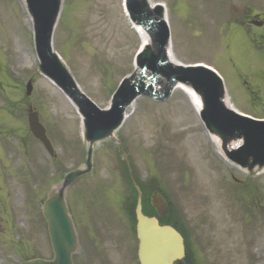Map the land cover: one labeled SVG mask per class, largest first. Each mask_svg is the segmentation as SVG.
<instances>
[{"label": "rangeland", "instance_id": "rangeland-1", "mask_svg": "<svg viewBox=\"0 0 264 264\" xmlns=\"http://www.w3.org/2000/svg\"><path fill=\"white\" fill-rule=\"evenodd\" d=\"M153 1L167 7L177 58L213 66L232 104L264 117V28H245L232 11H243L246 0ZM250 18L264 19V0H250ZM141 42L123 0H65L54 35L55 49L100 107L134 71ZM29 105L39 111L55 157L29 131ZM117 136L133 170L158 182L175 203L206 264H264V169L252 175L226 161L182 89L165 102L138 98ZM118 147L114 140L96 144L92 171L68 190L84 244L76 264H90V256L97 258L91 264H130L125 237L102 239L112 228L125 234L121 205L129 191ZM86 151L76 109L38 69L22 1L0 0V251L13 252L14 261L20 249L53 256L41 205L65 171L85 167ZM87 229L95 243L87 242Z\"/></svg>", "mask_w": 264, "mask_h": 264}, {"label": "water", "instance_id": "water-1", "mask_svg": "<svg viewBox=\"0 0 264 264\" xmlns=\"http://www.w3.org/2000/svg\"><path fill=\"white\" fill-rule=\"evenodd\" d=\"M34 26V42L40 70L53 81L77 107L88 144L85 168L68 172L62 183L52 187L42 205L54 256L47 260L33 258L21 264H74L73 256L80 249L78 233L66 200L67 188L93 168L92 155L96 143L114 139L126 118L128 107L137 97L145 95L156 100L168 99L174 89L185 86L200 101V117L212 136L220 141L226 158L251 173L264 168V120L246 116L235 110L228 99L222 78L204 65H184L170 59L171 37L164 6L151 5L148 0H128L133 22L148 34V40L136 57L137 70L125 77L114 93L108 108H100L80 88L69 69L53 48V34L63 0H25ZM31 94L32 82L27 85ZM29 127L48 152L54 148L46 128L32 107L28 113ZM241 140V145L236 142ZM122 145V144H121ZM124 159L132 176L127 154ZM137 196L134 215L139 239L141 264H175L185 255L184 239L171 226H162L157 217L143 211V193L134 181ZM153 204L164 214L167 204L161 195H153Z\"/></svg>", "mask_w": 264, "mask_h": 264}, {"label": "flooded vegetation", "instance_id": "flooded-vegetation-1", "mask_svg": "<svg viewBox=\"0 0 264 264\" xmlns=\"http://www.w3.org/2000/svg\"><path fill=\"white\" fill-rule=\"evenodd\" d=\"M237 12H241L238 11ZM241 23L250 26V0H246V3L244 5V14L242 16L239 17ZM253 26V25H252ZM156 211V210H155ZM160 221L163 224H174L176 223L175 220L170 216V212H168L166 215L162 216L160 218ZM128 226H130V230H132L133 234H134V225L131 222L130 224H128ZM135 238V235H134ZM136 241V239H135ZM195 248H196V243L194 241H191L188 239V255L186 256V258L179 264H206V261L203 260V262L198 261V257L195 253ZM11 252H3L0 255V264H13L11 263L10 259H9V255ZM23 257H25V254L23 255Z\"/></svg>", "mask_w": 264, "mask_h": 264}, {"label": "bare ground", "instance_id": "bare-ground-1", "mask_svg": "<svg viewBox=\"0 0 264 264\" xmlns=\"http://www.w3.org/2000/svg\"><path fill=\"white\" fill-rule=\"evenodd\" d=\"M150 2L153 3L154 1L150 0ZM137 32H138V35L140 36L142 42H145L148 39V35L144 31L143 28L137 27ZM170 59L173 61H175L177 59L174 51H170ZM181 89H183V91L186 92L190 96L192 103L194 104V106L196 108V111H198L199 107H200V101L196 97L195 93L187 87H183ZM134 106H135V103H133V105L127 110V117L130 115V112L133 110ZM215 141L217 144H220V141L218 139H216ZM240 143H241V140H238L235 144L238 145Z\"/></svg>", "mask_w": 264, "mask_h": 264}]
</instances>
